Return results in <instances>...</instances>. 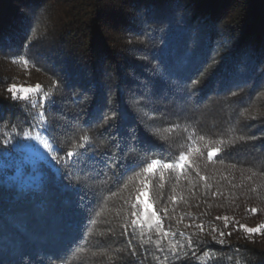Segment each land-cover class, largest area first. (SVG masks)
Here are the masks:
<instances>
[{
  "label": "trees",
  "instance_id": "trees-1",
  "mask_svg": "<svg viewBox=\"0 0 264 264\" xmlns=\"http://www.w3.org/2000/svg\"><path fill=\"white\" fill-rule=\"evenodd\" d=\"M1 54L0 264H264V0H0Z\"/></svg>",
  "mask_w": 264,
  "mask_h": 264
},
{
  "label": "rangeland",
  "instance_id": "rangeland-1",
  "mask_svg": "<svg viewBox=\"0 0 264 264\" xmlns=\"http://www.w3.org/2000/svg\"><path fill=\"white\" fill-rule=\"evenodd\" d=\"M118 36V35H117ZM2 55V54H1ZM0 55V83L8 86V92L13 99L35 100L36 96H42L43 85L49 82V77L39 68H35L26 60L20 58H5ZM24 148L31 160H45L53 163L54 148L48 136L44 132H36L25 136ZM48 147L45 148L44 145ZM200 156L199 149L195 144L190 146V151L183 158V164H189ZM156 221V216L148 209L140 221L142 225H150Z\"/></svg>",
  "mask_w": 264,
  "mask_h": 264
},
{
  "label": "snow or ice",
  "instance_id": "snow-or-ice-1",
  "mask_svg": "<svg viewBox=\"0 0 264 264\" xmlns=\"http://www.w3.org/2000/svg\"><path fill=\"white\" fill-rule=\"evenodd\" d=\"M44 147L47 148L48 145L45 144ZM69 155H71V154H69ZM209 155H211V153H210ZM52 159H53V160H57V157L53 156ZM145 208H147V205H145ZM133 215H136V213H133ZM132 223L135 224L136 221H133ZM157 227H159V221H157Z\"/></svg>",
  "mask_w": 264,
  "mask_h": 264
}]
</instances>
